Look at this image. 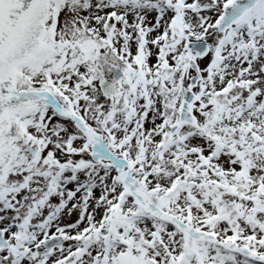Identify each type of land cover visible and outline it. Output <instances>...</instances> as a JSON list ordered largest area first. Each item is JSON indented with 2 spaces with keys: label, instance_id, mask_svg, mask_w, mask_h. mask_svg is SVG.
Returning <instances> with one entry per match:
<instances>
[{
  "label": "snow or ice",
  "instance_id": "obj_1",
  "mask_svg": "<svg viewBox=\"0 0 264 264\" xmlns=\"http://www.w3.org/2000/svg\"><path fill=\"white\" fill-rule=\"evenodd\" d=\"M0 264H264V0H0Z\"/></svg>",
  "mask_w": 264,
  "mask_h": 264
}]
</instances>
